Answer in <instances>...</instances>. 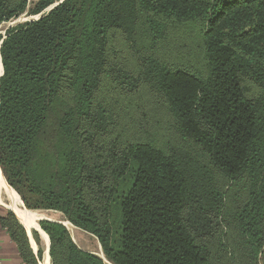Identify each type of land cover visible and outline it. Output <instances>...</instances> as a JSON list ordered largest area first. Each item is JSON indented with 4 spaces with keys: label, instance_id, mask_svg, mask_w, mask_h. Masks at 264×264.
I'll list each match as a JSON object with an SVG mask.
<instances>
[{
    "label": "trees",
    "instance_id": "1",
    "mask_svg": "<svg viewBox=\"0 0 264 264\" xmlns=\"http://www.w3.org/2000/svg\"><path fill=\"white\" fill-rule=\"evenodd\" d=\"M55 1L35 2L41 17L0 44V170L24 206L60 213L110 264H264V0L45 12ZM29 3L0 0V25ZM179 31L198 53L171 52ZM153 97L181 146L123 129ZM0 224L20 264H39V235L34 253L11 212ZM39 226L51 264H105L61 223Z\"/></svg>",
    "mask_w": 264,
    "mask_h": 264
},
{
    "label": "rangeland",
    "instance_id": "2",
    "mask_svg": "<svg viewBox=\"0 0 264 264\" xmlns=\"http://www.w3.org/2000/svg\"><path fill=\"white\" fill-rule=\"evenodd\" d=\"M37 1L38 0H30L28 8L20 17L0 25V42H1V38L4 37V35L8 29L13 28L19 24H22V23H25L28 21L37 20V19H39V17H41V15L33 16V15L29 14V11L33 7V4ZM62 1L63 0H56L54 5L59 4ZM47 11H48V9L45 12H47ZM182 36L183 35H182V33H180V31H179V33L178 32L175 33L174 42H172V51L171 52L173 54L178 53L179 55L184 56V54H186L187 51H186V53H184L183 49L181 48V45H184V46L188 45L187 47H189L193 53H198V50H196L195 46L199 43V39L198 40L195 39V42H190L187 39H181ZM193 56H195V55H193ZM0 70H1V68H0ZM137 105L139 106V109L137 110V115L134 116V120L137 121V124H136L138 126L137 129H136L135 125H133L134 123L132 125L129 123L128 124L129 128H123L124 130H128V131L132 130V131H135L136 133H137V131H141V132L145 131L151 135L150 139L153 140L158 146L166 147V146H181L182 145V141L179 139L177 133L175 132L173 122L169 119L168 115L165 112V109L161 106V104L158 102V100L155 97H153L150 100V105H148L147 102H143V99L137 101ZM141 117H143L142 120L140 119ZM125 133H127V131ZM2 177H3V175H2ZM3 179H4V177H3ZM4 181H5V179H4ZM6 185L9 188L10 192L13 194V196L17 202V205L19 204L18 207L21 210H23L24 212H27L28 214H39V215L41 214L40 216H42L45 219H48L49 221H57V222H61V223L67 222V221H65L64 217L56 211L43 210V209H35V210L34 209H32V210L27 209L24 206L20 196L17 194L19 196L18 197L16 195V193L9 187V185L7 183H6ZM26 197L29 198V196L27 194H26ZM3 199H4V196H3L2 192L0 191V202ZM0 209L3 211V213H5L6 211L9 212L8 208L4 205L0 206ZM39 223L40 222L37 221V224H39ZM28 229H30V228H28ZM68 232L70 234L71 239H73L72 241H74L73 243L80 250L85 251V252H89V253H93L96 255H100L102 253L101 248H100L96 238H94L92 235H90L86 232H83V231H81L77 228H74V227L71 229H68ZM226 232H228V230ZM40 239H41V249L44 252L45 242L42 239V237ZM32 246L34 247L33 248L34 251L37 250V245L35 242ZM30 248H31V246H30ZM43 257H44V255L42 253V257H41L40 261L43 260ZM259 262H260V264H262V260ZM49 264H51V263L49 262ZM105 264H107V263H105Z\"/></svg>",
    "mask_w": 264,
    "mask_h": 264
},
{
    "label": "bare ground",
    "instance_id": "3",
    "mask_svg": "<svg viewBox=\"0 0 264 264\" xmlns=\"http://www.w3.org/2000/svg\"><path fill=\"white\" fill-rule=\"evenodd\" d=\"M5 182L6 181H4V179L2 177V173L0 171V191L2 192V194L4 196V199L1 200L0 203L2 205L6 206L7 208H9L12 212H14V214L17 217V219L25 226V228L27 229L28 233L32 229L38 230L39 233H40L39 235H41L42 239L45 242V245L47 246L48 245L47 236L40 230V228L38 227V224H37V221L43 219V217L40 216L41 214L40 215L39 214H28L27 212H24L23 210H21L18 207L19 204L17 205V202H16L13 194L10 192V190L7 187ZM62 224L67 229L73 228L68 222H65V223L63 222ZM28 228H30V229H28ZM98 257L101 258L103 262L109 264L102 253L100 255H98ZM41 264H49V259H48V256H47L46 252L44 254V257H43V260H42Z\"/></svg>",
    "mask_w": 264,
    "mask_h": 264
},
{
    "label": "crops",
    "instance_id": "4",
    "mask_svg": "<svg viewBox=\"0 0 264 264\" xmlns=\"http://www.w3.org/2000/svg\"><path fill=\"white\" fill-rule=\"evenodd\" d=\"M0 206H3L1 203H0ZM8 211L11 212L13 214V216L15 217V219L18 221V223L24 228L25 230V233H26V236L28 238V241H29V244L31 246V249L33 250L34 253L37 252L38 250V247H37V250L34 251V247L32 246L34 244V240H33V237H32V232H36L38 235L40 234L38 230L36 229H32L29 231V233L27 232V229L25 228V226L17 219L16 215L14 214V212H12L9 208H8ZM8 213L7 211L5 213H3V211L0 209V216H5V214ZM45 219V218H43ZM41 221H48V222H56V223H61V222H57V221H49L48 219L47 220H41ZM39 220V222H41ZM69 223V222H68ZM62 224V223H61ZM70 224V223H69ZM63 225V224H62ZM71 225V224H70ZM64 226V225H63ZM72 226V225H71ZM38 227H39V224H38ZM65 227V226H64ZM74 227V226H73ZM40 228V227H39ZM66 228V227H65ZM75 228V227H74ZM67 229V228H66ZM41 230V229H40ZM68 230V229H67ZM42 231V230H41ZM43 232V231H42ZM44 233V232H43ZM45 234V233H44ZM46 235V234H45ZM39 237L41 238V235H39ZM48 239V237H47ZM73 240V239H72ZM74 242V241H73ZM49 246V240H48V245L46 246L45 245V248H44V252H43V255L45 254V252L47 253V248ZM0 248H1V252H2V256H3V261H4V264H20V257H19V254H18V251H17V247L15 245V243L10 240L9 238V235L7 233V231L2 228L1 224H0ZM46 250V251H45ZM49 252V250H48ZM49 255V253H47V256ZM42 261L39 262V264L41 263ZM49 262H50V258H49Z\"/></svg>",
    "mask_w": 264,
    "mask_h": 264
},
{
    "label": "water",
    "instance_id": "5",
    "mask_svg": "<svg viewBox=\"0 0 264 264\" xmlns=\"http://www.w3.org/2000/svg\"><path fill=\"white\" fill-rule=\"evenodd\" d=\"M60 3H61V2H60ZM60 3H59V4H60ZM57 5H58V4L52 6L50 9H48V11L51 10L52 8H54V7L57 6ZM0 43H1V42H0ZM0 68H1V61H0ZM41 220H47V219H41ZM41 220H40V221H41ZM48 250H49V246H48V248H47V253H48ZM48 258H49V255H48Z\"/></svg>",
    "mask_w": 264,
    "mask_h": 264
},
{
    "label": "built area",
    "instance_id": "6",
    "mask_svg": "<svg viewBox=\"0 0 264 264\" xmlns=\"http://www.w3.org/2000/svg\"><path fill=\"white\" fill-rule=\"evenodd\" d=\"M0 264H4L1 248H0Z\"/></svg>",
    "mask_w": 264,
    "mask_h": 264
}]
</instances>
